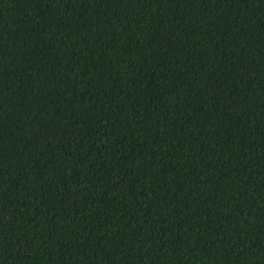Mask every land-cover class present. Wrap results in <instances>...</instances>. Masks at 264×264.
I'll return each instance as SVG.
<instances>
[{
  "label": "trees",
  "instance_id": "trees-1",
  "mask_svg": "<svg viewBox=\"0 0 264 264\" xmlns=\"http://www.w3.org/2000/svg\"><path fill=\"white\" fill-rule=\"evenodd\" d=\"M0 264H264V0H0Z\"/></svg>",
  "mask_w": 264,
  "mask_h": 264
}]
</instances>
